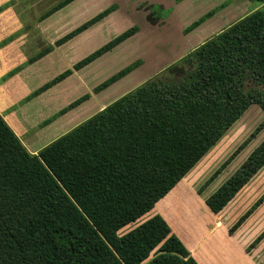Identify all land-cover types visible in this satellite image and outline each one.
I'll return each mask as SVG.
<instances>
[{
    "label": "trees",
    "instance_id": "trees-1",
    "mask_svg": "<svg viewBox=\"0 0 264 264\" xmlns=\"http://www.w3.org/2000/svg\"><path fill=\"white\" fill-rule=\"evenodd\" d=\"M70 1L62 0L52 11ZM225 5L198 17L184 31ZM114 9V4L108 6L55 43L61 44ZM137 30L132 25L118 33L37 91ZM140 63L138 59L119 69L92 92L105 89ZM89 95L79 96L59 112ZM252 104L264 112V13L259 9L222 28L35 154L0 115V264H198L159 214L122 234L118 231L148 213ZM263 126L264 120L203 186ZM263 164L264 138L205 198L209 210L218 213ZM263 237L264 231L247 250Z\"/></svg>",
    "mask_w": 264,
    "mask_h": 264
},
{
    "label": "crops",
    "instance_id": "crops-1",
    "mask_svg": "<svg viewBox=\"0 0 264 264\" xmlns=\"http://www.w3.org/2000/svg\"><path fill=\"white\" fill-rule=\"evenodd\" d=\"M223 2L226 5L222 9L192 30L184 31L192 21ZM235 2L72 0L43 19L31 22L29 26L21 19L20 5H15L13 0H0V115L26 149L35 154L44 145L70 130L69 125H75L76 117H84L83 114L93 105L97 106V110L106 106L102 96L106 90L122 91V82L128 78L129 82H138L140 79L143 82L250 12L248 10L241 14L242 9L239 7V17L234 19L238 11ZM112 4L115 9L105 17L61 44L55 43ZM65 12L67 14L62 16ZM132 25L138 27L134 34L83 67L72 69L68 76L58 82L37 91L43 84L72 68L74 63ZM46 47L50 49L37 56ZM138 59L141 63L125 76L98 93L92 92L98 83ZM85 93L90 94L86 100L63 113L59 112ZM215 214L210 211L208 215ZM198 220L204 219L195 216L191 221L196 223L185 224L180 227V231L172 232L198 264L264 262V238L247 250V245L236 232L214 226L211 218L210 224H198Z\"/></svg>",
    "mask_w": 264,
    "mask_h": 264
},
{
    "label": "rangeland",
    "instance_id": "rangeland-1",
    "mask_svg": "<svg viewBox=\"0 0 264 264\" xmlns=\"http://www.w3.org/2000/svg\"><path fill=\"white\" fill-rule=\"evenodd\" d=\"M61 1L62 0H13L15 5H20L19 11L21 19L27 22L29 26H31V22L35 23L52 13V10ZM246 1L247 3L245 4ZM235 6L238 11H236L237 13L233 17L234 19L239 17V7L242 9L241 14L254 9H259L264 13V3H256L250 0H236ZM159 12L162 13L163 11L159 10ZM66 14L65 12L62 16ZM129 80L128 78L126 81L122 82V91L109 88L110 90L104 92L102 96L106 105L121 96L122 93L142 83V79L139 80V77L137 79V81L139 80L138 82H129ZM96 108L97 106L93 105L86 114H83L84 117H79V119L76 117L75 125L97 112L98 110ZM263 120L264 112L261 108L256 104L249 106L232 126L226 130L221 138L209 148L186 174L183 175L175 186L154 204L153 208L148 213L139 218L135 223L128 224L121 228L118 233H124L138 222L153 214L161 215L167 222L171 232L180 231V227L185 226V224L189 225L190 223H196L195 221H191L195 219V216H201L204 219L203 221L198 220V224H210L209 218H211L214 226L228 229L230 232V229L233 228L238 219L245 212L249 211L248 216L231 232H236L237 236L240 237L248 247L256 237L264 231V197H262L264 194V164L217 214L213 216L208 215L210 214V210L207 209L204 201L209 194L238 168L253 148L264 138V126L208 185L203 186V184L224 160H226V158L251 135ZM75 125L70 124L69 128L71 129ZM260 198L261 201L257 203Z\"/></svg>",
    "mask_w": 264,
    "mask_h": 264
}]
</instances>
